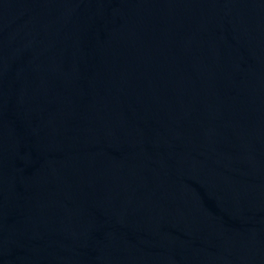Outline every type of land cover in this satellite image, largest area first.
<instances>
[{
  "label": "water",
  "instance_id": "obj_1",
  "mask_svg": "<svg viewBox=\"0 0 264 264\" xmlns=\"http://www.w3.org/2000/svg\"><path fill=\"white\" fill-rule=\"evenodd\" d=\"M0 264H264V0H0Z\"/></svg>",
  "mask_w": 264,
  "mask_h": 264
}]
</instances>
